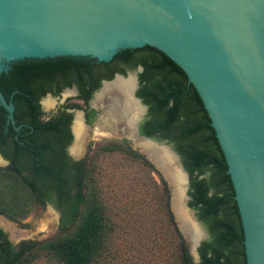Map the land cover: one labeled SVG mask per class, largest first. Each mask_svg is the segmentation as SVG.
I'll return each mask as SVG.
<instances>
[{
  "label": "trees",
  "instance_id": "trees-1",
  "mask_svg": "<svg viewBox=\"0 0 264 264\" xmlns=\"http://www.w3.org/2000/svg\"><path fill=\"white\" fill-rule=\"evenodd\" d=\"M110 66L121 67L117 72L121 75L140 68L135 97L147 112L138 133L166 142L178 156L188 177L186 205L206 231V239L196 248V263L177 236L173 264H245L233 189L210 121L185 74L154 48L131 51L106 67L96 61L23 64L12 81L2 83L4 95L18 108V129L0 106V154L8 161L0 168V215L17 222L34 208L49 205L59 214L60 233L53 240L12 245L0 230V264H32L39 258L56 264H96L108 253L113 224L98 172L86 159L72 160L66 153L71 114L60 109L44 120L39 100L47 93L56 96L74 82L78 95L62 108L83 110L89 124L95 112L86 111L87 101L100 87L94 75ZM58 82L63 85L55 89ZM125 143L107 142L99 152L141 159Z\"/></svg>",
  "mask_w": 264,
  "mask_h": 264
},
{
  "label": "water",
  "instance_id": "water-1",
  "mask_svg": "<svg viewBox=\"0 0 264 264\" xmlns=\"http://www.w3.org/2000/svg\"><path fill=\"white\" fill-rule=\"evenodd\" d=\"M153 48L196 91L226 164L245 264H264V0H0V106L17 130L18 108L4 95L2 83L12 81L23 64L96 61L106 67L131 51ZM131 78L132 98L144 111L133 96ZM137 137L169 151L186 190L188 177L175 152ZM0 162L7 165L1 157ZM187 199L184 192L185 207L199 229ZM199 231L192 249L188 244L193 263L206 239Z\"/></svg>",
  "mask_w": 264,
  "mask_h": 264
},
{
  "label": "rangeland",
  "instance_id": "rangeland-1",
  "mask_svg": "<svg viewBox=\"0 0 264 264\" xmlns=\"http://www.w3.org/2000/svg\"><path fill=\"white\" fill-rule=\"evenodd\" d=\"M130 77H134L133 72H127L123 76L124 80ZM98 95L99 92H95L88 104L95 115L89 124L84 123L88 128V138L85 142L83 155L77 158V160L86 159L87 163L90 162V165H93L98 172L101 196L110 210L109 214L113 224L108 253L96 264H173L177 236L185 243L188 254L189 243L179 233L177 219L174 213L170 212L171 192L169 186L144 154L124 135L122 126V128L118 127L119 132L116 133L93 132L102 114V107L105 105L100 106L101 104L97 102ZM69 98H72V93L69 91H62L58 96L42 97L39 103L43 118L52 116L59 106ZM76 111L82 113V110ZM71 116L74 121L75 113H71ZM141 117L142 114L139 121ZM122 139L130 150L141 156V159H131L121 152L112 154L99 152L100 145ZM153 141L158 144H166L171 148L164 141ZM73 144L74 142H71L67 151L72 148ZM187 188L188 184L185 193ZM46 219L52 220V222L44 227ZM2 221L10 223L15 229L36 234L16 240L12 238L11 232L2 226ZM58 224L59 214L49 205L42 209L34 208L24 219L17 222L10 221L0 215V229H4L6 238L13 239L16 245L20 242L53 240L60 233ZM199 229L206 234L201 224ZM32 264L56 263L39 258Z\"/></svg>",
  "mask_w": 264,
  "mask_h": 264
},
{
  "label": "bare ground",
  "instance_id": "bare-ground-1",
  "mask_svg": "<svg viewBox=\"0 0 264 264\" xmlns=\"http://www.w3.org/2000/svg\"><path fill=\"white\" fill-rule=\"evenodd\" d=\"M116 78L112 82H104L102 84L103 88L101 87L102 89L97 96V102L101 104L100 106L105 105L102 107V114L93 132L103 131L107 134L112 132L116 133L119 132L118 127L122 126L124 135L161 171L171 192V210L177 219L178 227L181 228L189 239L190 242L188 241V243L192 249L194 243L200 237V231L192 221V216L184 204V175L174 164L173 158L167 149L137 137L135 128L143 109L132 98L134 80L131 77L125 80L120 77ZM72 125V143L74 142V144L71 149L69 148V154L73 158H79L85 150L88 128L84 125L79 113L75 114ZM51 222L52 220L46 219L44 227ZM1 224L6 230L11 232L12 238L16 240L36 234L15 229L10 223L5 221H2Z\"/></svg>",
  "mask_w": 264,
  "mask_h": 264
},
{
  "label": "flooded vegetation",
  "instance_id": "flooded-vegetation-1",
  "mask_svg": "<svg viewBox=\"0 0 264 264\" xmlns=\"http://www.w3.org/2000/svg\"><path fill=\"white\" fill-rule=\"evenodd\" d=\"M97 63H100V62H97ZM138 68L139 67H137L134 71H127V72H133L134 73V78H135V81H136V87H135V89H134V91H133V96L135 97V91L137 90V86H138V83H137V73L140 71V68H139V70H138ZM122 69H121V67H119V66H110V67H108L107 69H105L103 72H101L100 73V75L99 74H96V75H94V82H98L99 83V85H100V87L96 90V91H94V92H92V94H91V98H92V96H93V94L95 93V92H100L101 91V89L103 88V86H101V84H102V82L103 81H107V82H112V79L114 78V76H116V75H118V76H120V77H122L123 78V76L124 75H121V74H119V73H117V72H119V71H121ZM126 72V73H127ZM125 73V74H126ZM109 76H112V78L110 79V80H106L105 78H107V77H109ZM114 80V79H113ZM62 85H63V83L62 82H58L57 83V85H56V88L55 89H58V88H60V87H62ZM102 87V88H101ZM84 90H86V92L88 93L89 92V90H90V87L88 86V85H86L85 86V89ZM62 91H69L70 93H72V98H69L66 102H63L60 106H59V108L57 109V111H59L60 109H62V111L64 112V113H66V114H71L72 112V110L73 109H65V108H62V106L64 105V104H66V103H68V102H72L73 101V98H75L77 95H78V89H77V86L74 84V82H72V85H70L69 87H62V89L60 90V92L56 95V96H58ZM45 96H52L51 94H49V93H47V94H45L44 95V97ZM91 98L87 101V109H86V111L88 112L89 110H91L89 107H88V104H89V102H90V100H91ZM136 98V97H135ZM138 101H139V103H140V105L141 106H143V108H144V111H143V113H142V117H141V119H140V121L136 124V133H137V135L138 136H140L139 135V133H138V126H139V124L143 121V119L145 118V116H146V112H147V106H145L144 104H142L141 103V100L139 99V98H136ZM39 102H40V100H39ZM39 106H40V103H39ZM40 111H41V106H40ZM56 111V112H57ZM73 111H76V110H73ZM55 112V113H56ZM82 112V121H83V123H86L85 122V112L82 110L81 111ZM42 113V112H41ZM54 113V114H55ZM53 114V115H54ZM52 115V116H53ZM52 116H50V117H52ZM43 117V116H42ZM50 117H48V118H50ZM48 118H43L44 120H46V119H48ZM75 118V117H74ZM71 121H72V116H71ZM71 121H70V123H69V127H68V130H69V133H70V135H71V142L73 141L72 140V132H71V130L73 129L72 127H73V125L71 126ZM74 122V121H73ZM123 131V130H122ZM142 137V136H141ZM74 139H75V136H74ZM71 144V143H70ZM69 144V145H70ZM68 145V146H69ZM66 153H67V148H66ZM67 155H68V153H67ZM69 156V155H68ZM0 157L4 160V161H6L7 162V165H8V161L7 160H5L3 157H2V155L0 154ZM70 157V156H69ZM71 158V157H70ZM72 159V158H71ZM73 160V159H72ZM6 165V166H7ZM6 166H4V167H6ZM4 167H0V168H4ZM7 239V238H6Z\"/></svg>",
  "mask_w": 264,
  "mask_h": 264
}]
</instances>
